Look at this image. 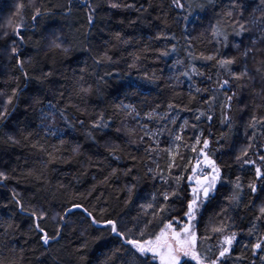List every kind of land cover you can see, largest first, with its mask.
<instances>
[{
	"label": "snow or ice",
	"instance_id": "obj_1",
	"mask_svg": "<svg viewBox=\"0 0 264 264\" xmlns=\"http://www.w3.org/2000/svg\"><path fill=\"white\" fill-rule=\"evenodd\" d=\"M116 12L156 29L127 58ZM0 146L29 153L0 170V264H47L53 245L52 264H264V0H21L0 24Z\"/></svg>",
	"mask_w": 264,
	"mask_h": 264
},
{
	"label": "trees",
	"instance_id": "obj_2",
	"mask_svg": "<svg viewBox=\"0 0 264 264\" xmlns=\"http://www.w3.org/2000/svg\"><path fill=\"white\" fill-rule=\"evenodd\" d=\"M21 2V0H0V24H2L5 20L8 19V17L11 15L12 11L14 10V6L16 3ZM23 2H27V0H23ZM139 2H143V0H139ZM154 15V14H153ZM209 16H211V12L208 13ZM123 19L125 21L124 24H120L118 23L119 20ZM129 19H137V14L136 13H125V12H116L113 19L110 21L111 27L114 30H121L123 29V31L129 36V37H135V40L133 42V44L131 46H129L127 48L126 52H121V53H117L115 58H119L121 55L124 56L125 58H127L128 53L129 52H135L138 48H142L144 46V42H148L150 40L151 36H154L156 34V29L149 27L147 20H139L135 25L129 26L127 21ZM207 21L205 20V25H206ZM189 30L191 31L193 25L189 24L188 25ZM174 31H176L177 36H179V29L176 28L174 26ZM201 29H197V31H200ZM196 32H193V35H195ZM136 41H139V43H137ZM181 43H183V41H181ZM165 44L164 41H159V42H153V46H160L163 47ZM181 55H183L181 53ZM175 57H173L172 59H174ZM172 59H162L159 63H153V56L149 55L148 58L144 61L143 63V67L146 68L148 71H152V70H156L157 73L159 74L160 69H163V75L165 77L171 75V71L168 68V65H170L172 63ZM121 75L125 78V79H129L128 76H126L125 74L127 73V65L121 61L119 68L117 69ZM137 73L133 70L131 73V77L130 79L135 80L137 78ZM115 83V81L113 82ZM187 82L184 83V85L181 87V89H178V91H182L185 94L187 93ZM163 88V85L161 84V88L160 89H156V88H152L149 87L146 89L145 91V95L148 97L149 101L152 100H164L167 99L171 94L170 93H161V89ZM235 107V106H234ZM21 108H23V106H21ZM182 118H188L191 119L192 114L191 113H180ZM22 118V117H21ZM182 122V121H181ZM153 128L156 127V125H151ZM60 127H63V125L61 124ZM189 134H191V130L189 129ZM69 137L75 139V138H79L81 143H85L83 137L80 135L79 131H72L69 130V135L64 137L65 139H69ZM162 140H167L168 136L167 134H165L163 137H161ZM239 139L240 141H243V127L240 126V131H239ZM53 143H57L58 141L53 140ZM164 146V145H162ZM240 144L237 145V147H239ZM213 147H215V145H213ZM28 150L18 146L15 148H9L7 146H0V170H3L5 168V166L10 169L12 167H15L17 165V163H19L21 166L24 163V157L27 156ZM17 156L20 157V160H17ZM164 161L162 160L161 163H163ZM58 167L60 168H64L66 171H72L74 172L76 170V168L78 166L73 165L71 169L68 168L67 165H58ZM94 172V169L92 170ZM67 181H71L73 184H75V180L73 178L72 175H69L66 178V182ZM92 172L89 173V175H87L86 177H82V182L80 184H76V187L79 188L81 191L86 190L88 187H90L91 183H92ZM11 185H9V187H4V188H0V202H5L6 198L9 196V190H10ZM25 185L23 183L20 184L18 190L24 188ZM142 188V195L147 196L151 191V182H145L144 184L141 185ZM109 192H112L111 189H109L108 191H105V196L107 197ZM113 195H115L116 193H112ZM30 195V193H29ZM137 209L136 208H132L131 209V214L135 215L136 214ZM6 215V210L0 208V216ZM10 240H12V238H9ZM13 243L15 244V246L17 247V250L19 251V248L24 247V238H21V234L18 232L16 233V237L13 240ZM68 241L66 240H62L61 241V245H65L67 244ZM29 248L31 247V245L28 246ZM104 247L103 243H101L98 248H97V252L96 254H99V251L102 250ZM59 248L60 245H53L52 249L50 250L51 254L48 258H47V264H52V258L53 256L59 255L63 258L67 257V253H60L59 252ZM38 255V253H37ZM27 258L28 260H32L33 264H34V257L32 255L31 252L27 253ZM27 264V262H26Z\"/></svg>",
	"mask_w": 264,
	"mask_h": 264
}]
</instances>
